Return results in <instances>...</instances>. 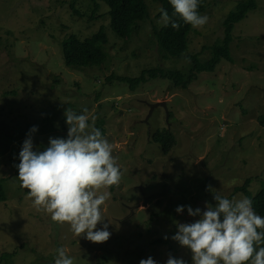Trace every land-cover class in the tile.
<instances>
[{"label": "rangeland", "instance_id": "1", "mask_svg": "<svg viewBox=\"0 0 264 264\" xmlns=\"http://www.w3.org/2000/svg\"><path fill=\"white\" fill-rule=\"evenodd\" d=\"M72 1L84 15L74 14ZM144 1L148 17L127 42L111 30L106 13L101 16L105 6L90 18L94 4L88 0H0V177L6 178L7 196L0 203V258L6 255L0 264H54L60 247L74 264H139L148 257L166 264L170 255L192 264L190 250L171 238L178 224L200 218L187 207L206 210L215 205L216 192L230 200L248 198L236 191L248 179L250 197L264 187V128L258 122L264 114V0L235 25L231 61L202 73L186 90L159 77L131 90L117 77L155 68L184 75L193 61L189 54L207 60L239 0H205L208 21L193 27L181 59L159 53L154 31L163 25L162 4ZM101 28L108 38L104 65L69 69L62 43ZM157 102H166L167 111L150 113ZM67 108L88 115L95 127L105 121L104 137L123 174L119 186L107 190L103 214L111 236L104 243L76 237L68 224L38 212L15 174L33 126L34 150L43 151L50 137L67 138ZM165 130L175 139L167 155L152 142L156 131ZM178 206H185L182 213ZM160 239L167 243H155Z\"/></svg>", "mask_w": 264, "mask_h": 264}, {"label": "clouds", "instance_id": "2", "mask_svg": "<svg viewBox=\"0 0 264 264\" xmlns=\"http://www.w3.org/2000/svg\"><path fill=\"white\" fill-rule=\"evenodd\" d=\"M169 2L173 15L186 24L202 28L207 23L208 17L198 11L200 0ZM159 11L164 26L180 28L167 10ZM64 115L67 138L50 137L43 151L34 150L31 133L37 128L30 129L16 166L20 186L27 189L28 198L38 212L49 214L55 223L68 224L76 237L104 243L111 236L103 214V206L111 196L107 190L119 186L123 174L113 155V144L100 129L89 124L88 115H78L68 108ZM213 199L215 205L207 204L203 211L188 206V214L200 218L178 224V231L171 238L190 250L192 264H264V216L257 214L252 200L247 197L230 200L219 192L213 193ZM184 207L178 206L176 212L182 213ZM98 224L102 227L98 228ZM54 264H74V261L60 247ZM139 264L156 261L148 257ZM166 264L187 262L170 255Z\"/></svg>", "mask_w": 264, "mask_h": 264}, {"label": "trees", "instance_id": "3", "mask_svg": "<svg viewBox=\"0 0 264 264\" xmlns=\"http://www.w3.org/2000/svg\"><path fill=\"white\" fill-rule=\"evenodd\" d=\"M94 4L91 10L90 18H94L96 13L102 6H105L106 11L101 15L110 18V28L119 37L125 41H130L133 33L137 31L139 24L148 17V8L144 0H88ZM162 4V8L168 11L169 16L179 22L180 28L173 29L171 24L168 26L162 25L158 30L154 31L156 44L159 53L163 59L177 58L181 59L188 53L189 36L193 31L190 24H186L178 16L173 15L174 9L172 8L169 0H157ZM70 3V7L75 11L74 14L82 16L84 13L80 9H76ZM258 8V0H239L226 16L224 25L223 39L210 47V57L201 61L198 55H188L193 61L190 64L189 71L182 75L179 71H164L162 69H145L137 77H117V80L124 85H128L131 90H135L142 84L147 83L149 80L156 78L168 79L171 82L173 89L186 90L188 87L198 79L202 73L214 72L216 67L223 61H231V43L233 41V30L235 25L242 20L246 19L248 14ZM206 10V1L200 0L199 14L202 15ZM161 16V13L159 14ZM108 43L107 35L102 28L91 37L83 40L75 35L70 36L62 43L64 63L69 69H87V68H100L108 59V54L105 49ZM114 79L111 75L107 81ZM259 124L264 128V114L258 119ZM97 128L100 129L102 135L105 134L103 125L105 121L99 119ZM50 131V130H49ZM51 132V131H50ZM153 143L159 144L163 155H167L175 146V139L169 130L156 131L153 137ZM3 152V151H2ZM18 171L15 172L17 174ZM5 177H0V203L7 201L4 182ZM250 180L241 188H236V191H243L246 196L253 202L254 210L257 214L264 216V187L254 196L250 197L249 191L246 189ZM155 243H167V240H156ZM6 255L1 256L0 261ZM3 258V259H2Z\"/></svg>", "mask_w": 264, "mask_h": 264}, {"label": "water", "instance_id": "4", "mask_svg": "<svg viewBox=\"0 0 264 264\" xmlns=\"http://www.w3.org/2000/svg\"><path fill=\"white\" fill-rule=\"evenodd\" d=\"M149 107H150V113H152V111L155 108H158V107H163L167 111L166 102H157V103H154V104H150ZM145 201H146V199H145Z\"/></svg>", "mask_w": 264, "mask_h": 264}]
</instances>
